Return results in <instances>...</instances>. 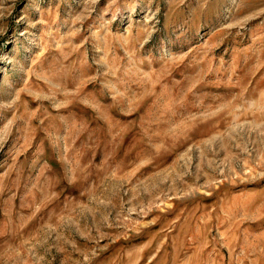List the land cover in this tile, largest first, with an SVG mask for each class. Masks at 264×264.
<instances>
[{
    "label": "rangeland",
    "instance_id": "374dc122",
    "mask_svg": "<svg viewBox=\"0 0 264 264\" xmlns=\"http://www.w3.org/2000/svg\"><path fill=\"white\" fill-rule=\"evenodd\" d=\"M0 264H264V0H0Z\"/></svg>",
    "mask_w": 264,
    "mask_h": 264
}]
</instances>
